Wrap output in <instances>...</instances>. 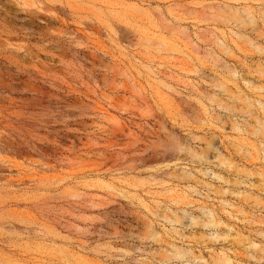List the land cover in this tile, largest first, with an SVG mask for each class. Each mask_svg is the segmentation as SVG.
Returning <instances> with one entry per match:
<instances>
[{
	"label": "rangeland",
	"instance_id": "374dc122",
	"mask_svg": "<svg viewBox=\"0 0 264 264\" xmlns=\"http://www.w3.org/2000/svg\"><path fill=\"white\" fill-rule=\"evenodd\" d=\"M0 264H264V0H0Z\"/></svg>",
	"mask_w": 264,
	"mask_h": 264
},
{
	"label": "bare ground",
	"instance_id": "6f19581e",
	"mask_svg": "<svg viewBox=\"0 0 264 264\" xmlns=\"http://www.w3.org/2000/svg\"><path fill=\"white\" fill-rule=\"evenodd\" d=\"M235 21H241V18L233 17Z\"/></svg>",
	"mask_w": 264,
	"mask_h": 264
}]
</instances>
